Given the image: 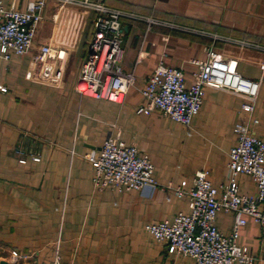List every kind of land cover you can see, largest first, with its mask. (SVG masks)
I'll return each mask as SVG.
<instances>
[{
	"label": "crops",
	"instance_id": "crops-1",
	"mask_svg": "<svg viewBox=\"0 0 264 264\" xmlns=\"http://www.w3.org/2000/svg\"><path fill=\"white\" fill-rule=\"evenodd\" d=\"M10 0H4L7 4ZM145 20H124V70L135 81L121 103L80 95L74 89L87 52L92 13L48 1L37 25L33 48L25 55L0 58V260L17 264H195L173 247L155 241L147 223L189 212L186 196L173 189L192 186L194 173L208 171L214 186L227 182L228 151L235 144L241 98L206 88L200 110L187 128L158 111L137 114L140 89L160 62L182 69L192 82L196 65L212 47L237 61L238 72L260 80L252 132L264 139V0H100ZM24 10L26 0H17ZM65 50L62 78L39 77L36 47ZM30 72V76L27 73ZM119 135L148 155L156 187L148 191L95 188L84 157L108 136ZM33 157H37L34 160ZM20 159H25L24 163ZM241 193L255 186L238 176ZM237 244L252 264H264V233L249 216ZM234 215L218 211L215 224L228 234ZM232 264H245L237 261Z\"/></svg>",
	"mask_w": 264,
	"mask_h": 264
},
{
	"label": "built area",
	"instance_id": "built-area-1",
	"mask_svg": "<svg viewBox=\"0 0 264 264\" xmlns=\"http://www.w3.org/2000/svg\"><path fill=\"white\" fill-rule=\"evenodd\" d=\"M48 1L57 3L60 8L71 6L92 13L87 52L74 89L80 95L118 103L124 100L135 81L134 70H124L121 65L124 20L175 26L109 6L100 0H26L24 10L17 7V0L7 4L0 0V58L8 59L11 54L25 55L34 47L36 28ZM65 55L63 48L49 44L37 46L34 60L38 63L39 77L50 83L60 81ZM192 62L197 68L188 86L182 69L158 63L140 89L142 102L135 111L145 115L158 111L180 122L191 133V120L200 110L206 88L239 96L243 116L233 127L236 142L228 151L227 182L214 186L207 178L206 169L196 171L189 189H173L176 196L189 199V212L179 211L170 221L147 223L144 229L155 241L173 247L179 254L193 259L195 264H232L235 261L252 264L253 256L236 240L239 229L246 224L244 216L258 223L264 233V139L251 130L258 122L254 110L260 80L242 76L237 70L236 59L224 57L212 47L206 49L205 59ZM30 75L28 72L27 76ZM0 91L5 92L6 87L0 84ZM84 157L93 169L95 188L151 193L157 185L148 155L127 144L118 134L106 137L97 150L89 151ZM20 162L24 163L25 159ZM240 174L252 178L254 192L239 191ZM220 210L234 215L228 234L221 232L215 224ZM20 258V253L12 250L7 262L17 264ZM50 264H60L58 257Z\"/></svg>",
	"mask_w": 264,
	"mask_h": 264
},
{
	"label": "water",
	"instance_id": "water-1",
	"mask_svg": "<svg viewBox=\"0 0 264 264\" xmlns=\"http://www.w3.org/2000/svg\"><path fill=\"white\" fill-rule=\"evenodd\" d=\"M0 264H10L6 260H0Z\"/></svg>",
	"mask_w": 264,
	"mask_h": 264
},
{
	"label": "trees",
	"instance_id": "trees-1",
	"mask_svg": "<svg viewBox=\"0 0 264 264\" xmlns=\"http://www.w3.org/2000/svg\"><path fill=\"white\" fill-rule=\"evenodd\" d=\"M90 28H91V27H90ZM91 30H92V29H90V34H89V36H88L89 38H90V35H91Z\"/></svg>",
	"mask_w": 264,
	"mask_h": 264
},
{
	"label": "rangeland",
	"instance_id": "rangeland-1",
	"mask_svg": "<svg viewBox=\"0 0 264 264\" xmlns=\"http://www.w3.org/2000/svg\"><path fill=\"white\" fill-rule=\"evenodd\" d=\"M130 70V69H129ZM31 264V263H30Z\"/></svg>",
	"mask_w": 264,
	"mask_h": 264
}]
</instances>
